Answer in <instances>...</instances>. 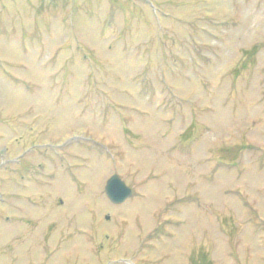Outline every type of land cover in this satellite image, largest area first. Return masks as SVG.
<instances>
[{
  "label": "rangeland",
  "instance_id": "rangeland-1",
  "mask_svg": "<svg viewBox=\"0 0 264 264\" xmlns=\"http://www.w3.org/2000/svg\"><path fill=\"white\" fill-rule=\"evenodd\" d=\"M0 264H264V0H0Z\"/></svg>",
  "mask_w": 264,
  "mask_h": 264
},
{
  "label": "water",
  "instance_id": "water-1",
  "mask_svg": "<svg viewBox=\"0 0 264 264\" xmlns=\"http://www.w3.org/2000/svg\"><path fill=\"white\" fill-rule=\"evenodd\" d=\"M104 191L107 198L114 204L122 203L131 196V189L118 177L112 174L105 183Z\"/></svg>",
  "mask_w": 264,
  "mask_h": 264
}]
</instances>
